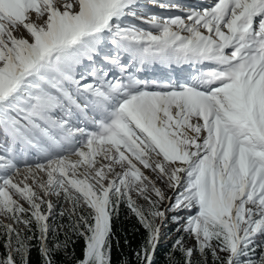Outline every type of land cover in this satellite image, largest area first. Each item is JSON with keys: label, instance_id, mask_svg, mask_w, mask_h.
Listing matches in <instances>:
<instances>
[{"label": "snow or ice", "instance_id": "6c2138e0", "mask_svg": "<svg viewBox=\"0 0 264 264\" xmlns=\"http://www.w3.org/2000/svg\"><path fill=\"white\" fill-rule=\"evenodd\" d=\"M147 2L0 0V264H264V0Z\"/></svg>", "mask_w": 264, "mask_h": 264}, {"label": "trees", "instance_id": "16d2710c", "mask_svg": "<svg viewBox=\"0 0 264 264\" xmlns=\"http://www.w3.org/2000/svg\"><path fill=\"white\" fill-rule=\"evenodd\" d=\"M138 227L139 226L136 224L134 218L129 217L127 210L122 207L119 218L113 221V231L115 233L116 239L119 240V247H117L116 239H114L111 251V264H120L122 257H127L131 264H135L133 250L139 246L144 236V230L142 228H140L139 231H135V228ZM175 228V224H172L170 227L171 231H173ZM171 231L169 230V232ZM181 234L182 233L175 232V234L171 235L167 240L159 242V246L155 253L154 264H169L168 260L166 259V253L171 250L172 243ZM60 238L63 239V236ZM125 239L128 240V244H125ZM184 241L186 246H193L195 244V241L189 238L187 235H184ZM73 247L75 248V256L65 257L63 253H58L55 257L57 264H75V259L82 258L83 240H78L77 243L73 245ZM3 251L4 249L2 247V242H0V254H2ZM258 251L259 249H257L256 252L257 257L259 256ZM69 252H71V249H69ZM173 255L178 261H181L182 264V257L180 253L175 252ZM199 259V254L194 253L193 260L198 261ZM29 264H40V256L38 254L37 248L35 247L30 253ZM208 264H212L210 253H208Z\"/></svg>", "mask_w": 264, "mask_h": 264}, {"label": "rangeland", "instance_id": "374dc122", "mask_svg": "<svg viewBox=\"0 0 264 264\" xmlns=\"http://www.w3.org/2000/svg\"><path fill=\"white\" fill-rule=\"evenodd\" d=\"M153 12V11H152ZM174 14H179L178 12L177 13H174ZM33 20L36 19L35 15L33 14L32 17H31ZM38 23L41 22V21H37ZM18 37H25V38H29L30 37L28 36V34L26 33V31L21 27L16 33H15ZM164 70L160 69L159 66L156 67V71L155 72H148V73H145V75H148V76H155V75H160ZM176 73H179V72H173V75H175ZM149 175H151V173H148ZM140 203H144V201H139ZM25 207H27V205L25 204ZM0 220H4V222L6 223H11L10 220H5L3 217H0ZM172 226V223H168L167 227H165L164 229H162V236L160 238V242L161 241H165L167 240L171 235H174L175 234V229L173 231H171L170 227ZM177 227V226H176ZM169 230L171 232H169ZM0 242H2V239H0ZM258 254H259V251H258ZM221 255H224L223 253H221Z\"/></svg>", "mask_w": 264, "mask_h": 264}, {"label": "bare ground", "instance_id": "6f19581e", "mask_svg": "<svg viewBox=\"0 0 264 264\" xmlns=\"http://www.w3.org/2000/svg\"><path fill=\"white\" fill-rule=\"evenodd\" d=\"M201 2H203V3H207L208 2V0H197V1H193L192 2V4H197V3H201ZM181 72V71H180Z\"/></svg>", "mask_w": 264, "mask_h": 264}]
</instances>
